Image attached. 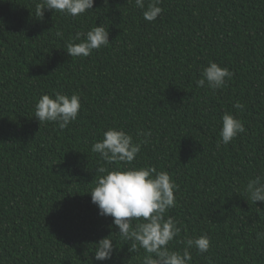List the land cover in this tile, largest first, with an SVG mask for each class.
<instances>
[{
    "label": "trees",
    "instance_id": "1",
    "mask_svg": "<svg viewBox=\"0 0 264 264\" xmlns=\"http://www.w3.org/2000/svg\"><path fill=\"white\" fill-rule=\"evenodd\" d=\"M38 2L0 0V264H141L143 249L130 253L88 194L97 167H117L91 151L108 128L134 142L151 132L133 164L177 185L167 215L181 231L170 249L206 234L210 249H189L191 264H264V202L244 193L264 174V0H162L154 22L135 0L42 19ZM102 24L110 44L67 53L76 33ZM209 61L233 74L215 92L196 84ZM55 91L81 98L63 130L34 118L38 99ZM225 112L245 132L217 148ZM110 235L112 259L95 261L94 244Z\"/></svg>",
    "mask_w": 264,
    "mask_h": 264
},
{
    "label": "clouds",
    "instance_id": "2",
    "mask_svg": "<svg viewBox=\"0 0 264 264\" xmlns=\"http://www.w3.org/2000/svg\"><path fill=\"white\" fill-rule=\"evenodd\" d=\"M161 2L135 0V6L143 11L146 21L154 22L163 11L159 6ZM94 4L95 0H39L36 16L42 19L45 10H54L75 18L88 12ZM108 44L109 32L102 24L92 27L86 33H76L67 43L66 51L73 58L87 57L93 50ZM200 75L201 78L196 81L197 86H207L215 92L223 89L233 74L216 62L209 61ZM234 107L244 110V105L239 102ZM80 109L81 98L78 94L69 96L55 91L53 94H43L38 99L34 106V118L40 124L56 123L63 130L78 118ZM244 132L243 122L225 112L217 148L228 145ZM137 136L143 139L134 142L133 136L123 129L108 128L103 132L102 139L93 143L91 151L99 154L106 164H116L117 167L111 170L105 166L97 167L96 172L100 175L88 194L91 195L92 203L98 207L99 215L113 219V225L118 229L115 234L129 242V252L143 249L145 254L141 264H191L192 254L189 249L195 248L203 254L210 249V239L206 234L188 239L182 252L169 248V244L181 231L175 219L167 215L176 204L177 185L167 171H158L155 166L136 167L133 164L142 145L148 143L151 132L139 131ZM244 193L254 203L264 202V174L249 180ZM111 237H104L94 244L95 261L112 259L116 246ZM256 238L264 240V232H257Z\"/></svg>",
    "mask_w": 264,
    "mask_h": 264
}]
</instances>
